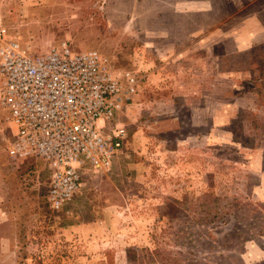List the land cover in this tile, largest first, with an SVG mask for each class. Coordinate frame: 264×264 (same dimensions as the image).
<instances>
[{
    "label": "rangeland",
    "instance_id": "rangeland-1",
    "mask_svg": "<svg viewBox=\"0 0 264 264\" xmlns=\"http://www.w3.org/2000/svg\"><path fill=\"white\" fill-rule=\"evenodd\" d=\"M0 24L139 80L124 145L61 212L0 109V264H264V0H0Z\"/></svg>",
    "mask_w": 264,
    "mask_h": 264
},
{
    "label": "built area",
    "instance_id": "built-area-1",
    "mask_svg": "<svg viewBox=\"0 0 264 264\" xmlns=\"http://www.w3.org/2000/svg\"><path fill=\"white\" fill-rule=\"evenodd\" d=\"M70 50L60 42L32 52L0 24V109L12 137L5 153L44 166L52 212L79 192L84 161L86 170L110 168L126 138L110 123L131 103L139 82L98 51Z\"/></svg>",
    "mask_w": 264,
    "mask_h": 264
}]
</instances>
